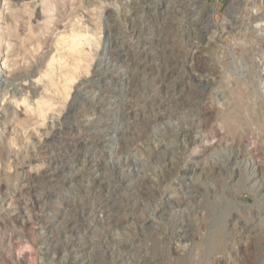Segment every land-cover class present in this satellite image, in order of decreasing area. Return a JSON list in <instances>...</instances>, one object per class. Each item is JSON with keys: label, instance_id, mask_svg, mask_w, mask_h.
<instances>
[{"label": "rangeland", "instance_id": "1", "mask_svg": "<svg viewBox=\"0 0 264 264\" xmlns=\"http://www.w3.org/2000/svg\"><path fill=\"white\" fill-rule=\"evenodd\" d=\"M0 58V264H264V0H0Z\"/></svg>", "mask_w": 264, "mask_h": 264}, {"label": "bare ground", "instance_id": "2", "mask_svg": "<svg viewBox=\"0 0 264 264\" xmlns=\"http://www.w3.org/2000/svg\"><path fill=\"white\" fill-rule=\"evenodd\" d=\"M2 58H0V60H1ZM3 63H0V65H2ZM5 76H6V71H5V69L2 67V66H0V77H1V79H0V85L2 86L3 85V83H4V81H5ZM183 227V226H182Z\"/></svg>", "mask_w": 264, "mask_h": 264}]
</instances>
